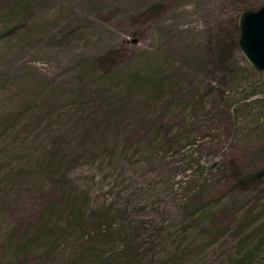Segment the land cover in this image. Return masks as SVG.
Wrapping results in <instances>:
<instances>
[{"label":"rangeland","instance_id":"374dc122","mask_svg":"<svg viewBox=\"0 0 264 264\" xmlns=\"http://www.w3.org/2000/svg\"><path fill=\"white\" fill-rule=\"evenodd\" d=\"M264 0H0V264H264Z\"/></svg>","mask_w":264,"mask_h":264},{"label":"water","instance_id":"95a60500","mask_svg":"<svg viewBox=\"0 0 264 264\" xmlns=\"http://www.w3.org/2000/svg\"><path fill=\"white\" fill-rule=\"evenodd\" d=\"M237 44L256 69L264 70V4L257 9H243L238 16Z\"/></svg>","mask_w":264,"mask_h":264}]
</instances>
